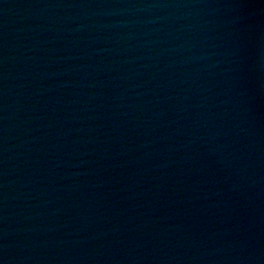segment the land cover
<instances>
[{
    "label": "water",
    "instance_id": "water-1",
    "mask_svg": "<svg viewBox=\"0 0 264 264\" xmlns=\"http://www.w3.org/2000/svg\"><path fill=\"white\" fill-rule=\"evenodd\" d=\"M0 264H264V0H0Z\"/></svg>",
    "mask_w": 264,
    "mask_h": 264
}]
</instances>
